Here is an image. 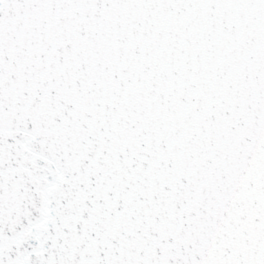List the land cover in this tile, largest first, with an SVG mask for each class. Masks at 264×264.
I'll list each match as a JSON object with an SVG mask.
<instances>
[{"label":"snow or ice","instance_id":"snow-or-ice-1","mask_svg":"<svg viewBox=\"0 0 264 264\" xmlns=\"http://www.w3.org/2000/svg\"><path fill=\"white\" fill-rule=\"evenodd\" d=\"M0 264H264V0H0Z\"/></svg>","mask_w":264,"mask_h":264}]
</instances>
